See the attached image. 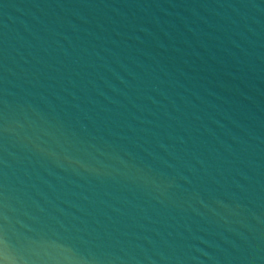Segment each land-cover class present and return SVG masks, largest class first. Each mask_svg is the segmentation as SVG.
Returning <instances> with one entry per match:
<instances>
[{
	"label": "water",
	"instance_id": "obj_1",
	"mask_svg": "<svg viewBox=\"0 0 264 264\" xmlns=\"http://www.w3.org/2000/svg\"><path fill=\"white\" fill-rule=\"evenodd\" d=\"M0 264H264V0H0Z\"/></svg>",
	"mask_w": 264,
	"mask_h": 264
}]
</instances>
